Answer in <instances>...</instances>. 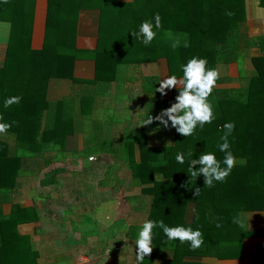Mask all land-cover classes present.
Returning a JSON list of instances; mask_svg holds the SVG:
<instances>
[{
	"label": "trees",
	"instance_id": "16d2710c",
	"mask_svg": "<svg viewBox=\"0 0 264 264\" xmlns=\"http://www.w3.org/2000/svg\"><path fill=\"white\" fill-rule=\"evenodd\" d=\"M32 1L0 0V21L12 24L6 63L0 68V121L11 125L0 134V189L13 186L21 164L3 137L26 152L40 151L48 143L64 147L73 119L67 118L62 101H48V90L52 80H74L77 60H94L96 82H110L120 66H142L165 58L170 75L181 77V65L194 56L206 58L207 67L219 72L209 97L213 122L202 129L197 127L189 137L179 134L169 122L168 128L175 131L174 146L142 147V162L134 165L136 178L149 186L145 192L154 200L149 220H162L170 227L198 228L205 242L193 250L188 242L168 241L156 228L153 250L142 264H151L163 253L172 255L164 258L163 264H186L187 256L221 260L242 257L245 240L252 234L233 218L264 211V33L253 31L246 0H48L44 41L38 50L32 48L36 0ZM91 10L99 13V26L89 38L81 32V19ZM156 13L161 16L162 27L146 46L131 32H138L144 21L154 24ZM167 31L179 36L181 44L176 49L171 47ZM182 34H187V48L183 47ZM254 48L261 51L260 55L252 54ZM247 59L253 63V76H247L243 69ZM231 64L237 67L236 79L230 76ZM235 81L240 86H230ZM150 86V115L155 118L175 102L178 92L173 88L172 98L164 100L156 91L158 84ZM13 96L21 97L20 102L5 108V99ZM227 122L235 124L229 136L230 150L247 163L234 167L224 182L209 187L203 175L192 177L187 160L179 164L175 156L191 151L192 158L198 159L203 152H213L222 161L224 153L217 145L223 143V125ZM191 203L196 205V213L193 223L187 224ZM17 227L15 215L0 218V264H38L29 238L20 236Z\"/></svg>",
	"mask_w": 264,
	"mask_h": 264
},
{
	"label": "crops",
	"instance_id": "0c3cea01",
	"mask_svg": "<svg viewBox=\"0 0 264 264\" xmlns=\"http://www.w3.org/2000/svg\"><path fill=\"white\" fill-rule=\"evenodd\" d=\"M40 1L34 14V50L44 41L47 0ZM246 3L253 31L264 33L262 0ZM98 26V12L83 13L81 32L86 37H93ZM11 33L12 24L0 21V68L6 63ZM260 53L252 50L255 56ZM246 61L243 69L253 76V63ZM167 76L168 61L160 58L142 66H120L112 81L96 82L97 63L77 60L74 80H52L48 90V101H62L67 118L73 119L64 147L48 143L40 151L26 152L3 137L21 164L13 186L0 189V218L16 216L19 235L29 238L38 264H137L135 240L149 220L154 200L145 192L149 186L136 178L134 165L142 162V147H171L176 138L175 131L159 121L141 123L150 114L151 83L159 88ZM230 76L238 78L235 64L230 65ZM166 92L160 93L162 99L172 98L173 89ZM195 213L196 205L189 204L187 224L193 223ZM241 219L252 234L245 240L242 257L187 256L184 262L264 264V211L243 213ZM171 256L163 253L151 264H163Z\"/></svg>",
	"mask_w": 264,
	"mask_h": 264
},
{
	"label": "clouds",
	"instance_id": "9594fccd",
	"mask_svg": "<svg viewBox=\"0 0 264 264\" xmlns=\"http://www.w3.org/2000/svg\"><path fill=\"white\" fill-rule=\"evenodd\" d=\"M231 15V13H229ZM154 24L150 21H144L139 26L138 32H131L136 38H140L144 45H149L156 38L157 31L161 29V16L159 13L154 15ZM155 29V30H154ZM166 35L171 41V47L176 49L180 46L181 40L177 34L167 31ZM184 37L183 47H189L187 34H182ZM208 61L206 58L192 57L186 64L181 65L183 75L167 76L160 81V87L156 89L162 95H167L166 90L177 89V96L172 105L164 109L155 118L150 114L146 119L141 121L142 125L152 124L154 119L159 121L164 127L169 126L175 128L176 131L184 137H189L194 134L197 127L203 128L206 124H210L215 119L213 105L209 97L213 93L219 78V72L215 68L207 67ZM21 97L13 96L5 99L4 107L7 108L14 103H19ZM166 118V119H165ZM11 127L9 123L0 121V134L6 133ZM225 129L224 135L221 137L223 143L217 145L220 152L224 153L223 160H218L215 153L203 152L199 158H192V152L187 154L179 152L175 159L177 163L184 164L187 160L189 171L192 177L205 178L206 186H213L214 182H224L237 165H245L247 161L244 158H237L230 150L229 136L235 129L234 122H227L223 125ZM199 165L197 169L195 166ZM196 195L199 193V188L195 189ZM233 222L239 226H243V220L240 216L234 217ZM221 225L217 224V227ZM159 228L163 231L168 241H179L180 243L188 242V246L193 250L200 248L204 244V236L197 228L191 226L185 227L178 225L170 227L162 220H146L141 226L135 245L137 249L136 260L137 264H142L145 256L153 250V230Z\"/></svg>",
	"mask_w": 264,
	"mask_h": 264
},
{
	"label": "rangeland",
	"instance_id": "374dc122",
	"mask_svg": "<svg viewBox=\"0 0 264 264\" xmlns=\"http://www.w3.org/2000/svg\"><path fill=\"white\" fill-rule=\"evenodd\" d=\"M35 1V0H34ZM34 1H32V2H34ZM41 3H44V1L43 0H41L40 1ZM36 3H37V0H36ZM35 10L36 9V6L34 7V8H32V10ZM92 11V10H91ZM256 18H258V17H256ZM249 19H250V17H249ZM254 32H256V31H254ZM253 32V33H254ZM256 34V33H255ZM248 60V59H247ZM250 60V59H249ZM246 62L247 61H245V64H244V66H243V68L245 67L246 68ZM250 62V61H249ZM251 64V63H250ZM252 69H253V67H252V64H251V66H250ZM250 67H248L249 68V70L251 69ZM249 73V72H248ZM248 73H246V75H248L249 76V74ZM237 74V73H236ZM230 86H235V87H237V86H240V83L238 82V81H235V82H232L231 84H230Z\"/></svg>",
	"mask_w": 264,
	"mask_h": 264
},
{
	"label": "water",
	"instance_id": "95a60500",
	"mask_svg": "<svg viewBox=\"0 0 264 264\" xmlns=\"http://www.w3.org/2000/svg\"><path fill=\"white\" fill-rule=\"evenodd\" d=\"M47 7H48V0H47Z\"/></svg>",
	"mask_w": 264,
	"mask_h": 264
}]
</instances>
